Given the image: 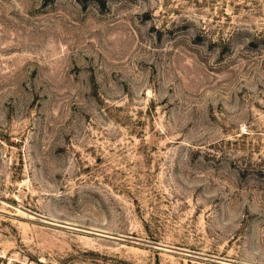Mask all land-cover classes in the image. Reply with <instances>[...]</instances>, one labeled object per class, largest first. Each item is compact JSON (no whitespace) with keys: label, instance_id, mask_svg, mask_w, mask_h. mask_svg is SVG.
<instances>
[{"label":"rangeland","instance_id":"374dc122","mask_svg":"<svg viewBox=\"0 0 264 264\" xmlns=\"http://www.w3.org/2000/svg\"><path fill=\"white\" fill-rule=\"evenodd\" d=\"M0 264H264V0H0Z\"/></svg>","mask_w":264,"mask_h":264}]
</instances>
